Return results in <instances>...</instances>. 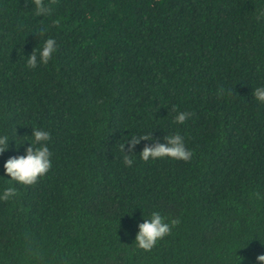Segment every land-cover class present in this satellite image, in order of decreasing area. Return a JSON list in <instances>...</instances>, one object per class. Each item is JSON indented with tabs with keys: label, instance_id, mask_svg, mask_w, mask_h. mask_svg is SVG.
Listing matches in <instances>:
<instances>
[{
	"label": "trees",
	"instance_id": "16d2710c",
	"mask_svg": "<svg viewBox=\"0 0 264 264\" xmlns=\"http://www.w3.org/2000/svg\"><path fill=\"white\" fill-rule=\"evenodd\" d=\"M47 38L52 59L29 68ZM257 87L264 0H0V175L33 127L52 153L32 185L0 176L16 189L0 200V264H261ZM176 133L191 159L140 158ZM152 211L178 223L146 251L134 238Z\"/></svg>",
	"mask_w": 264,
	"mask_h": 264
},
{
	"label": "clouds",
	"instance_id": "9594fccd",
	"mask_svg": "<svg viewBox=\"0 0 264 264\" xmlns=\"http://www.w3.org/2000/svg\"><path fill=\"white\" fill-rule=\"evenodd\" d=\"M38 11L42 12L43 9L38 8ZM56 50V40L47 38L44 40L38 52L33 51L32 54L27 57V66L34 69L38 67L39 64H47L49 60L52 59ZM253 95L257 101L264 103V87H257ZM190 115L191 114L188 112H177L175 122L177 124H183ZM30 137L31 140H27L29 141V145L25 148L22 155L11 156L4 161L3 175L0 176L4 177L6 175L12 181L24 185H32L39 177L44 176L49 171L52 166V153L48 146L51 141L49 131L43 128L33 127ZM139 139L148 140L152 138L148 133L129 137L128 153H136L134 146L139 142ZM163 139V143L154 142L145 145L139 152L140 158L143 161H149L150 159L156 160L163 157L183 159L185 161L191 159L192 153L186 148L184 137L179 133L169 135ZM8 145L9 136L0 134V154L8 149ZM127 154H125L124 163L127 166H131L134 161ZM15 194L16 189L14 187H6L0 192V200L7 201ZM143 217L144 219L142 222L137 225L138 230L135 234L134 241L138 248L146 251L151 250L156 245L157 241L168 235L172 227L178 223L175 220L171 222L166 221L165 217L162 216L159 211H152L147 216ZM257 260L260 261L261 264H264V254L259 255Z\"/></svg>",
	"mask_w": 264,
	"mask_h": 264
}]
</instances>
